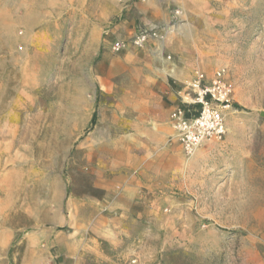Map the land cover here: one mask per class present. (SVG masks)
<instances>
[{"label":"rangeland","instance_id":"374dc122","mask_svg":"<svg viewBox=\"0 0 264 264\" xmlns=\"http://www.w3.org/2000/svg\"><path fill=\"white\" fill-rule=\"evenodd\" d=\"M140 1L0 0V264H264V0H160L166 59L234 88L197 159L152 136L148 58L111 49ZM144 157L156 202L123 205Z\"/></svg>","mask_w":264,"mask_h":264},{"label":"crops","instance_id":"0c3cea01","mask_svg":"<svg viewBox=\"0 0 264 264\" xmlns=\"http://www.w3.org/2000/svg\"><path fill=\"white\" fill-rule=\"evenodd\" d=\"M128 13L129 20L134 26L131 30L123 27L122 32L118 33L117 40L131 39L139 29L163 26V23L168 20L167 8L160 0H145V3L143 1L135 2ZM167 38L168 36L166 40ZM166 43V41L151 40L144 49L131 48L128 51L130 52L129 55H142L148 58L151 114L148 116L145 110L140 111V104L133 105V111L137 108L139 109L138 117L141 121L145 122L146 116L152 119V136L158 142L164 140L165 137L171 140L175 136L170 114L175 104L179 101L178 90L188 80L192 79L197 70L205 71L199 61L185 62L178 59H166L170 52L175 53L177 50L176 47L171 48ZM136 50H139L138 54L135 53ZM205 72L208 74L207 71ZM214 143H207L205 149L213 146ZM178 145L180 146L179 143ZM205 149L197 155H203L204 151H206ZM197 155L192 159H197ZM136 171V177L127 180L126 192L119 199V203L132 207L133 202L140 199L142 202L155 204L154 164H150L148 158L144 157L136 165ZM145 189H147V192L143 193Z\"/></svg>","mask_w":264,"mask_h":264},{"label":"built area","instance_id":"2783aa9c","mask_svg":"<svg viewBox=\"0 0 264 264\" xmlns=\"http://www.w3.org/2000/svg\"><path fill=\"white\" fill-rule=\"evenodd\" d=\"M167 32L161 27L141 28L128 40H116L113 52L129 48L144 49L151 40L164 42ZM178 103L170 114L174 140L187 156H194L210 142H220L228 131L229 113L235 108L234 88L225 68L211 76L197 70L191 80L178 90Z\"/></svg>","mask_w":264,"mask_h":264},{"label":"water","instance_id":"95a60500","mask_svg":"<svg viewBox=\"0 0 264 264\" xmlns=\"http://www.w3.org/2000/svg\"><path fill=\"white\" fill-rule=\"evenodd\" d=\"M261 115H263V116H264V113H261Z\"/></svg>","mask_w":264,"mask_h":264},{"label":"bare ground","instance_id":"6f19581e","mask_svg":"<svg viewBox=\"0 0 264 264\" xmlns=\"http://www.w3.org/2000/svg\"><path fill=\"white\" fill-rule=\"evenodd\" d=\"M18 92V91H17ZM197 155V154H196Z\"/></svg>","mask_w":264,"mask_h":264}]
</instances>
